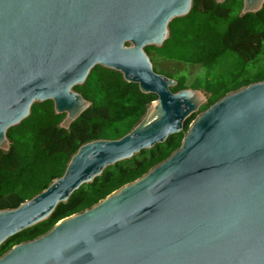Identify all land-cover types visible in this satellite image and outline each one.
<instances>
[{
	"label": "water",
	"instance_id": "water-1",
	"mask_svg": "<svg viewBox=\"0 0 264 264\" xmlns=\"http://www.w3.org/2000/svg\"><path fill=\"white\" fill-rule=\"evenodd\" d=\"M222 3L226 0H215ZM193 0H0V150L34 103L52 101L68 130L92 102L75 87L99 65L154 94L116 139L82 143L63 174L15 208L0 209V245L46 220L103 170L183 130L180 146L144 174L45 233L13 245L0 264H264V80L207 93L154 71L147 46ZM264 0H242L239 16Z\"/></svg>",
	"mask_w": 264,
	"mask_h": 264
},
{
	"label": "trees",
	"instance_id": "trees-1",
	"mask_svg": "<svg viewBox=\"0 0 264 264\" xmlns=\"http://www.w3.org/2000/svg\"><path fill=\"white\" fill-rule=\"evenodd\" d=\"M242 0H193L190 12L169 24L170 36L161 47L147 46L154 71L177 81L173 92L191 87L207 93L208 108L226 93L264 80V4L260 11L239 16ZM161 61L199 65L202 73L188 82L187 73L159 67ZM75 90L92 102L68 130L56 125L52 101L34 103L30 115L11 127L8 151L0 150V209L15 208L60 177L70 156L87 141L116 139L127 133L144 114L154 94L140 92L138 85L123 80L112 69L95 66L86 82ZM150 149L107 166L92 183L83 184L52 214L9 237L0 245V256L13 245L33 239L58 220L88 208L122 185L135 180L177 149L189 123Z\"/></svg>",
	"mask_w": 264,
	"mask_h": 264
},
{
	"label": "rangeland",
	"instance_id": "rangeland-1",
	"mask_svg": "<svg viewBox=\"0 0 264 264\" xmlns=\"http://www.w3.org/2000/svg\"><path fill=\"white\" fill-rule=\"evenodd\" d=\"M159 67L171 71H183L187 73L188 82L192 81L193 77L202 73V69L199 65H186L184 63H178L175 61H161Z\"/></svg>",
	"mask_w": 264,
	"mask_h": 264
}]
</instances>
